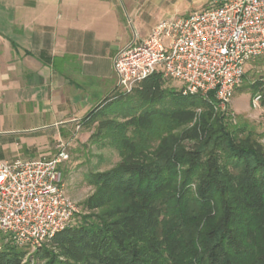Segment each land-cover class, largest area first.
Masks as SVG:
<instances>
[{
  "label": "trees",
  "instance_id": "obj_1",
  "mask_svg": "<svg viewBox=\"0 0 264 264\" xmlns=\"http://www.w3.org/2000/svg\"><path fill=\"white\" fill-rule=\"evenodd\" d=\"M166 80L154 73L133 94L115 91L82 119L99 121L96 135L121 160L88 175V213L37 248L38 262L264 264L259 134L234 124L213 93L185 95ZM28 249L3 234L0 264H32Z\"/></svg>",
  "mask_w": 264,
  "mask_h": 264
},
{
  "label": "crops",
  "instance_id": "obj_2",
  "mask_svg": "<svg viewBox=\"0 0 264 264\" xmlns=\"http://www.w3.org/2000/svg\"><path fill=\"white\" fill-rule=\"evenodd\" d=\"M173 3L0 0V160L51 159L70 143L118 91L115 55L181 16L168 13Z\"/></svg>",
  "mask_w": 264,
  "mask_h": 264
},
{
  "label": "built area",
  "instance_id": "obj_3",
  "mask_svg": "<svg viewBox=\"0 0 264 264\" xmlns=\"http://www.w3.org/2000/svg\"><path fill=\"white\" fill-rule=\"evenodd\" d=\"M257 58L264 59V0H213L190 15L160 20L115 55L114 69L122 93L161 73L180 82L185 95L213 93L225 112ZM68 145L60 142L51 159L0 160V232L16 244L37 249L75 217L61 169Z\"/></svg>",
  "mask_w": 264,
  "mask_h": 264
},
{
  "label": "rangeland",
  "instance_id": "obj_4",
  "mask_svg": "<svg viewBox=\"0 0 264 264\" xmlns=\"http://www.w3.org/2000/svg\"><path fill=\"white\" fill-rule=\"evenodd\" d=\"M210 6V0H174L168 9V13L185 16L186 13L190 15L194 11ZM254 82L262 83L261 91L254 92L252 90L250 84ZM166 86L176 90L182 89V84L173 79H167ZM257 94H261L262 97L255 103L254 98ZM126 112L125 114H130L128 111ZM227 112L231 115L234 124H241L250 130H254L259 134L260 142L264 144V59H255L249 62L245 76L236 88ZM109 118L117 122L126 120L124 115L115 116L111 114ZM98 124L99 121L90 125L81 123L77 134L73 136L67 148L70 159L61 167L67 193L77 207L74 220H78L81 215L88 213L84 202L95 190L88 182V175L97 171L109 170L121 160L118 148L109 139L96 135ZM3 234L0 232V245ZM28 250L27 260L31 259L32 264H45L38 262L33 257L37 249L29 248Z\"/></svg>",
  "mask_w": 264,
  "mask_h": 264
}]
</instances>
